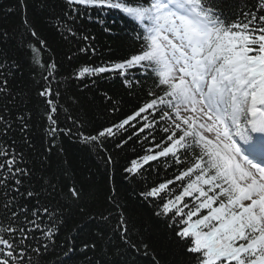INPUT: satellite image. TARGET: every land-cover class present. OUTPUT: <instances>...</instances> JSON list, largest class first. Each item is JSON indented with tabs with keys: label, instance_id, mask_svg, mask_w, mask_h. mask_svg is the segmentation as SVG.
Here are the masks:
<instances>
[{
	"label": "snow or ice",
	"instance_id": "6c2138e0",
	"mask_svg": "<svg viewBox=\"0 0 264 264\" xmlns=\"http://www.w3.org/2000/svg\"><path fill=\"white\" fill-rule=\"evenodd\" d=\"M43 6L53 7L47 0ZM225 7L221 0H60L48 19L70 46L65 81L83 91L111 77L132 94L151 80L139 107L93 134L70 114L71 126H61V64L43 60L53 50L29 18L28 0H17L16 35L0 27V264H49L45 257H54L51 264H161L151 223L137 226L115 187L104 212L87 210L89 193L69 162L53 166L62 136L97 152L110 170V143L122 149L147 141L151 147L123 171L136 182L162 158L175 165L172 178L136 195L157 222L188 241L196 264H264V0L237 4L231 18ZM105 9L142 29L140 51L123 61L72 64L97 54L82 21ZM7 45L29 50L31 88L17 84L23 65ZM32 89L39 146L37 114L28 107ZM99 95L108 110H119L120 99L107 90ZM76 214L84 222L65 233Z\"/></svg>",
	"mask_w": 264,
	"mask_h": 264
},
{
	"label": "trees",
	"instance_id": "16d2710c",
	"mask_svg": "<svg viewBox=\"0 0 264 264\" xmlns=\"http://www.w3.org/2000/svg\"><path fill=\"white\" fill-rule=\"evenodd\" d=\"M254 2L255 0H221V3L226 6L225 12L230 18L237 4L243 7L245 4L250 6ZM44 3L45 0H28V13L40 36L48 40L49 46L53 50L52 52H44L42 54L43 60H48L49 56H52L61 64L60 72L63 75L57 77V82L62 92L61 103L67 109L66 113L63 111L60 113L61 126L65 123L71 126L70 122L65 120V116L70 114L74 119L87 122V131H92L95 134V129L101 126H110L130 115L147 99L146 89L151 85V80L146 82L144 88H136L132 94H129V91L123 87L119 79H112L111 77L100 80L98 89H83V91L80 87L72 86L71 81H65L64 76L70 70V62L66 59V53L70 54V46L59 37L55 29L51 27L48 19L60 0H47V3L53 6L48 8L43 6ZM9 8L14 9V11L9 12ZM16 9L17 0H0V27L7 28L13 35H16L15 29L20 23V15L18 11H15ZM56 11H58V8H56ZM90 15L92 19L82 22L87 26V33L95 37V40L90 42L97 48V54L79 60L74 59L71 62L72 64L95 66L104 62L123 61L140 51V45L143 41L138 37L142 29L119 10H96L91 11ZM18 42L19 37L16 41H13V44ZM5 47L10 48L9 54L14 55L23 65L22 74H17L15 77L17 84L26 90L31 88L29 50L26 47L13 48L12 45ZM72 50L75 49L72 48ZM71 70H74V68ZM104 90H107L114 98L121 100L118 111L111 112L101 102L99 93ZM31 95L32 102L28 104V107L37 114L34 122V135L36 137L35 143L39 146L42 136V122L38 115L39 109L34 89L31 90ZM161 135L160 132L156 133L157 142L160 141ZM58 146L63 148V152L53 157V166L59 165L64 159L69 162L76 179L85 185L89 193L88 199L85 201L89 212L93 214L104 212L109 207L106 198L110 194L111 188L115 187L128 205L129 214L133 216L137 226L146 221L151 223L150 238L157 248L161 264H196L195 258L185 251L188 241H180L175 236L174 230H169L164 224L157 222L151 216V209L136 195L142 187H148L172 178L175 165L169 167L168 164L163 162L162 158L161 161L154 162L158 166L155 171H147L145 176L136 182H132V177L123 171L125 167L130 166L132 160L145 154V147H151L147 141L142 143L129 141V144L122 149H115L110 143L108 149L116 160V164L111 170L104 166L97 152L86 148L75 137L69 139L68 136H62ZM83 222V217L80 214L74 215L69 219L65 233L75 229L76 225ZM86 227L88 232L96 230L95 225L89 224ZM73 234L78 235V232L73 231ZM61 239H63V236ZM43 259H47L51 264L54 257Z\"/></svg>",
	"mask_w": 264,
	"mask_h": 264
}]
</instances>
